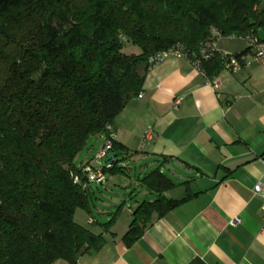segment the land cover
Listing matches in <instances>:
<instances>
[{
	"label": "trees",
	"instance_id": "trees-1",
	"mask_svg": "<svg viewBox=\"0 0 264 264\" xmlns=\"http://www.w3.org/2000/svg\"><path fill=\"white\" fill-rule=\"evenodd\" d=\"M212 28L262 40L264 0H0V264H74L102 247L118 210L102 233L75 222L91 194L77 156L141 92L154 53L179 43L215 79L225 59L198 55ZM140 182L154 197L127 245L187 199L164 196L176 184L159 169Z\"/></svg>",
	"mask_w": 264,
	"mask_h": 264
},
{
	"label": "crops",
	"instance_id": "crops-1",
	"mask_svg": "<svg viewBox=\"0 0 264 264\" xmlns=\"http://www.w3.org/2000/svg\"><path fill=\"white\" fill-rule=\"evenodd\" d=\"M258 36L264 40V34ZM231 38L215 40L218 51H246L243 38ZM215 81L217 90L184 56H168L146 69L142 95L130 96L111 124L116 144L124 149L118 150L120 156H110L119 169L110 170L103 185L117 178L114 172L125 175L128 185L114 197L113 204L119 206L115 216L116 211L100 209L99 222L91 209L76 210L75 222L96 234L115 219L103 232L102 247L74 264H264V199L252 191L264 179V71L252 61L238 72L222 69ZM148 133L150 138L145 137ZM104 136H95L99 143L85 151L80 169L103 145ZM123 158L140 165L134 178L127 175ZM154 169L178 179H172L176 186L165 197L187 199L127 245L122 237L134 209L154 197L140 179ZM132 188L136 196L124 199Z\"/></svg>",
	"mask_w": 264,
	"mask_h": 264
},
{
	"label": "built area",
	"instance_id": "built-area-1",
	"mask_svg": "<svg viewBox=\"0 0 264 264\" xmlns=\"http://www.w3.org/2000/svg\"><path fill=\"white\" fill-rule=\"evenodd\" d=\"M211 40L206 41L199 50V54L203 59H209L212 57L215 51H218L216 48V41L218 38L222 37L220 32L216 28H212L210 31ZM228 37H240L246 41L249 52L247 55H242L240 58L235 57L233 54L224 53L222 51L220 54L225 59L226 63L223 66L224 69L230 72H238L243 66H247L250 62H258L262 66V71H264V41L259 40L256 36L248 34L245 36H237L230 35ZM183 48L179 43L172 45L170 48L158 51L153 54V56H149L148 63L152 66L164 58L168 56H185ZM196 68L199 69V61H192ZM203 74L202 70L199 69ZM204 75V74H203ZM205 77V76H204ZM206 79V78H205ZM206 81L212 86L214 90H217L219 87V83L213 80L206 79ZM142 94L139 93L138 97ZM179 102V98L176 99L175 104ZM105 140L103 145L96 151L93 158L87 164H84L81 169L82 173L85 175V179L87 184L95 183L97 185L104 184L107 180L106 176L108 172L113 168V157L112 160L108 161L109 153L113 150V143L115 142L116 134L114 132L113 126L111 123H105L104 133ZM150 133H148L145 137L150 138ZM106 160V161H104ZM75 181H79L78 176L73 178ZM252 191L255 195L260 196V198L264 199V179H259L255 184H253ZM262 222L261 229L264 231V204H262ZM91 222V220H90Z\"/></svg>",
	"mask_w": 264,
	"mask_h": 264
},
{
	"label": "rangeland",
	"instance_id": "rangeland-1",
	"mask_svg": "<svg viewBox=\"0 0 264 264\" xmlns=\"http://www.w3.org/2000/svg\"><path fill=\"white\" fill-rule=\"evenodd\" d=\"M232 39H234V38H230V37L226 36L225 38H222V37L218 38L217 41L221 40V41L228 42L230 40L232 41ZM136 50L139 52V49L137 47H136ZM99 137L90 138L91 139V141L89 143L90 148L93 145L94 146L98 145L99 140H100ZM85 151L86 150L81 151V153L77 156V158H76L77 165L82 160V157H83ZM117 154L119 156L121 155L120 151H118V150L116 151L115 150V151L110 152L108 156L110 157L111 155H117ZM104 161H106V160H104ZM122 161L126 162L124 166L127 167V169H126L127 175L130 174L131 177L134 178L133 176L140 172V165L133 158L132 159L123 158ZM114 173L112 175H117L116 176L117 178H113V179L110 178V180L105 185H103V184L97 185L95 183H92V184L89 185L90 192L93 190V191H95L96 194L95 195H93V193L90 194L89 204L88 205H90V209H91V212L94 215V218H96L99 222H102V218H101V214L102 213L99 210L100 209H108V210H110V211H112L114 213L117 210V206H118L117 203L113 204L114 197L117 196V195L121 196L120 193L123 192L122 191L123 189H125V185H128V182H126V180H128V179H126L125 175H123L120 172H114ZM172 179L174 181L178 180V179H176V177H172ZM135 191L136 190H133V188H132L131 192L129 194V190H128V193L126 192L127 194H126V197H124V199H128V196H130L131 193H133V195L136 196V194H134ZM134 196L130 200H132L134 198ZM122 198H123V196H122ZM151 198H153V197H151ZM112 205H114V206H112Z\"/></svg>",
	"mask_w": 264,
	"mask_h": 264
},
{
	"label": "water",
	"instance_id": "water-1",
	"mask_svg": "<svg viewBox=\"0 0 264 264\" xmlns=\"http://www.w3.org/2000/svg\"><path fill=\"white\" fill-rule=\"evenodd\" d=\"M110 160H112V157H109V158H108V161H110Z\"/></svg>",
	"mask_w": 264,
	"mask_h": 264
}]
</instances>
